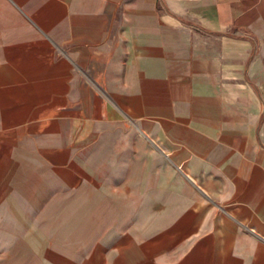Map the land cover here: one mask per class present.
<instances>
[{"label":"crops","instance_id":"1","mask_svg":"<svg viewBox=\"0 0 264 264\" xmlns=\"http://www.w3.org/2000/svg\"><path fill=\"white\" fill-rule=\"evenodd\" d=\"M3 134L88 264H264V0H0Z\"/></svg>","mask_w":264,"mask_h":264},{"label":"rangeland","instance_id":"2","mask_svg":"<svg viewBox=\"0 0 264 264\" xmlns=\"http://www.w3.org/2000/svg\"><path fill=\"white\" fill-rule=\"evenodd\" d=\"M13 143L8 134H3L0 139V160H2L0 207L5 209L0 212H7V215H0L2 262L10 258V252H14L12 255L19 259L18 264H25L26 260L33 264H79L80 260L83 264L84 262L88 264L86 260L90 257L91 247L94 244H89L87 233H81L75 229V223L80 218L77 216L66 218L60 216L59 218V201L57 199L46 202L43 200L40 169H33L32 177L27 179H23L20 174L21 171L25 174L26 170L11 169L8 148ZM15 171L16 174L19 173L17 183L7 184L9 179L16 180L15 175L12 176ZM21 180L29 183L22 184ZM56 186L50 184V197L53 196L55 191L53 189ZM13 187L14 191L10 190ZM47 205L50 206V215L43 217L42 213L48 212L47 209H43ZM59 223L61 226L58 225ZM62 228L69 230L64 232Z\"/></svg>","mask_w":264,"mask_h":264}]
</instances>
